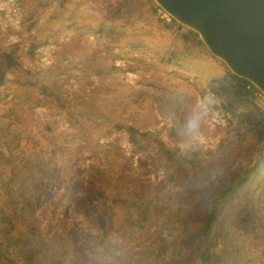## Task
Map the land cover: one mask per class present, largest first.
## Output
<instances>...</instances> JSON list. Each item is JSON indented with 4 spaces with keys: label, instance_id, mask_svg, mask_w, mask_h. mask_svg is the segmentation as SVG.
Returning a JSON list of instances; mask_svg holds the SVG:
<instances>
[{
    "label": "rangeland",
    "instance_id": "rangeland-1",
    "mask_svg": "<svg viewBox=\"0 0 264 264\" xmlns=\"http://www.w3.org/2000/svg\"><path fill=\"white\" fill-rule=\"evenodd\" d=\"M159 8L0 0V64L16 58L0 86V186L22 157L45 169L42 228L68 229L76 264H201L208 249L204 264H264V92ZM247 169L206 238L210 205ZM142 188L160 194L142 230L129 233L123 210L99 227L83 215L118 212L108 195Z\"/></svg>",
    "mask_w": 264,
    "mask_h": 264
},
{
    "label": "trees",
    "instance_id": "trees-1",
    "mask_svg": "<svg viewBox=\"0 0 264 264\" xmlns=\"http://www.w3.org/2000/svg\"><path fill=\"white\" fill-rule=\"evenodd\" d=\"M173 21L176 20L173 18ZM4 56H6L5 62L0 64V86L8 80V75L14 72L13 68L16 64V58L12 54L7 53ZM240 79L246 83L248 81L242 77ZM248 83L251 84L252 89H257L251 82L248 81ZM42 86L44 89L50 88L46 84ZM131 138L134 140L133 134ZM25 158L22 157L19 162L12 164L9 179L0 186V196L3 200L11 203L12 199H17L21 203L19 209L11 205L0 206V264H76L77 247L68 229L60 227L52 232H44L42 228V217L38 208L43 202L45 169L32 159L28 161ZM4 164L5 161L0 159V172ZM251 171L247 169L237 182L232 183L229 189L221 192L218 198L213 200L201 228L203 236L206 238L210 236L218 222L221 199L225 201L230 197L229 193L241 187L249 178ZM100 185V191L106 193L104 180ZM72 192L76 196V201L79 199L77 202L85 200L86 192L80 186L77 188L75 184ZM159 195L155 190L143 188L138 192H115L111 198L109 195L108 197L116 203L115 209L118 212L113 210L109 202V212L106 210L105 214L97 215L98 213L93 214L90 209L83 215L90 221H94L93 225L98 226V221L105 225L123 210L127 226L130 228L129 233H135L137 230L144 229L150 221L154 212V203ZM105 232H109V228ZM210 256L209 249L199 251L196 255L203 261L201 264L208 263Z\"/></svg>",
    "mask_w": 264,
    "mask_h": 264
},
{
    "label": "water",
    "instance_id": "water-1",
    "mask_svg": "<svg viewBox=\"0 0 264 264\" xmlns=\"http://www.w3.org/2000/svg\"><path fill=\"white\" fill-rule=\"evenodd\" d=\"M210 52L264 92V0H155Z\"/></svg>",
    "mask_w": 264,
    "mask_h": 264
},
{
    "label": "clouds",
    "instance_id": "clouds-1",
    "mask_svg": "<svg viewBox=\"0 0 264 264\" xmlns=\"http://www.w3.org/2000/svg\"><path fill=\"white\" fill-rule=\"evenodd\" d=\"M217 79H219V77H213V82H214L215 80H217ZM220 103H221V101H219V100L213 101V102L211 103V106L208 107V109H207L208 112H215L216 109H217V107L219 106Z\"/></svg>",
    "mask_w": 264,
    "mask_h": 264
},
{
    "label": "built area",
    "instance_id": "built-area-1",
    "mask_svg": "<svg viewBox=\"0 0 264 264\" xmlns=\"http://www.w3.org/2000/svg\"><path fill=\"white\" fill-rule=\"evenodd\" d=\"M158 13L163 19H165L169 22L173 21V17L170 14H168L163 8H159Z\"/></svg>",
    "mask_w": 264,
    "mask_h": 264
}]
</instances>
